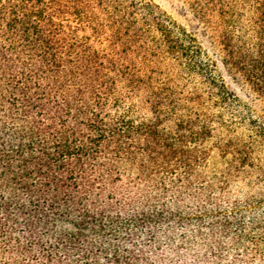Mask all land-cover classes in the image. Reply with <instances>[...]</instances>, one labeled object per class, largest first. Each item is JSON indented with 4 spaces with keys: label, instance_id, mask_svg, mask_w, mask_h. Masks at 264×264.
Here are the masks:
<instances>
[{
    "label": "trees",
    "instance_id": "trees-1",
    "mask_svg": "<svg viewBox=\"0 0 264 264\" xmlns=\"http://www.w3.org/2000/svg\"><path fill=\"white\" fill-rule=\"evenodd\" d=\"M179 1L0 0V264H264V0Z\"/></svg>",
    "mask_w": 264,
    "mask_h": 264
},
{
    "label": "rangeland",
    "instance_id": "rangeland-1",
    "mask_svg": "<svg viewBox=\"0 0 264 264\" xmlns=\"http://www.w3.org/2000/svg\"><path fill=\"white\" fill-rule=\"evenodd\" d=\"M153 1L156 2L158 5H160V7L168 11L169 14L172 15L173 18L178 23L185 24L188 18L190 17L189 12L188 13L180 12V8H182V4L179 0H153ZM220 163L221 161L219 157L215 153H212V155L208 159L206 167L208 170H214L219 167Z\"/></svg>",
    "mask_w": 264,
    "mask_h": 264
}]
</instances>
